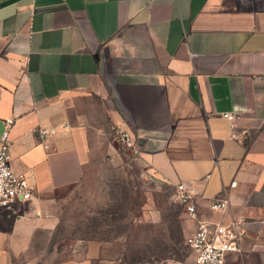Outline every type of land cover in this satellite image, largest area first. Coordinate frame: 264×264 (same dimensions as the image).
Listing matches in <instances>:
<instances>
[{
	"label": "crops",
	"instance_id": "obj_1",
	"mask_svg": "<svg viewBox=\"0 0 264 264\" xmlns=\"http://www.w3.org/2000/svg\"><path fill=\"white\" fill-rule=\"evenodd\" d=\"M117 127L150 176L193 193L186 237L198 221L241 224L226 264H264V0H0V143L8 130L33 189L0 211V264H32L57 192L121 157ZM103 245L61 264H96Z\"/></svg>",
	"mask_w": 264,
	"mask_h": 264
},
{
	"label": "rangeland",
	"instance_id": "obj_2",
	"mask_svg": "<svg viewBox=\"0 0 264 264\" xmlns=\"http://www.w3.org/2000/svg\"><path fill=\"white\" fill-rule=\"evenodd\" d=\"M116 142L121 157L96 161L80 184L57 192L59 225L49 243L37 241L32 264H61L74 250L82 257L90 240L104 243L96 264L190 261L175 188L150 176Z\"/></svg>",
	"mask_w": 264,
	"mask_h": 264
},
{
	"label": "built area",
	"instance_id": "obj_3",
	"mask_svg": "<svg viewBox=\"0 0 264 264\" xmlns=\"http://www.w3.org/2000/svg\"><path fill=\"white\" fill-rule=\"evenodd\" d=\"M222 117L231 124L240 119L241 114L224 113ZM12 120L8 121L10 128ZM40 136L47 140L53 131L47 129L39 130ZM115 135L118 142L128 149H135V142L131 135L124 129L117 127ZM233 138L238 135L233 133ZM13 142L10 139V132L7 130L0 143V211L11 210L17 202H25L33 197V189L23 174L16 173L12 168ZM177 201L185 209L189 219H198L197 207L193 193L183 186L175 188ZM228 202L223 200L212 205V209L224 211ZM244 232L241 224L232 223L228 226L212 225L206 221H198L193 233L186 237L185 244L194 257L195 264H226L229 253L241 252V241Z\"/></svg>",
	"mask_w": 264,
	"mask_h": 264
}]
</instances>
